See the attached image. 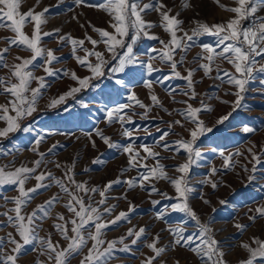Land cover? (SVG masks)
<instances>
[{
  "label": "rangeland",
  "instance_id": "rangeland-1",
  "mask_svg": "<svg viewBox=\"0 0 264 264\" xmlns=\"http://www.w3.org/2000/svg\"><path fill=\"white\" fill-rule=\"evenodd\" d=\"M101 2L102 0H86L85 4L77 5L74 0H62V3L59 0H21V12H27L30 8H34L37 12L46 7L49 8L45 14L47 23L42 26V31H53L57 28L61 31L58 34L54 33L52 36L44 37L42 45L54 49L55 54L60 59L53 62L52 65L57 70V75L46 77L49 87L42 90L39 111L33 115V118L41 112L52 113H43L32 121V117L25 119L23 124L31 127L30 132L18 131L10 134L8 138H0V166H19L22 163L32 166V161L38 158V153H33L30 149L34 146L35 139L38 138L37 134L42 135L45 139L39 146L40 151L47 152L53 144H57V148L53 153L47 155V160L50 163H47L46 168L42 165L41 170H50L57 177H62L64 168H56V162L61 165H71L75 161V179L87 182L90 187L100 186L103 188L108 181L120 179L121 182L115 184L107 193L109 196L107 204H115L117 207L111 216L105 215L104 219L114 218L119 212L127 211L130 205H134V211L129 214L128 220H122L116 225H109L105 229L104 238L106 240L118 239L121 235H126L128 228L138 230L141 226L146 227V239L142 238L137 245L131 246L130 251H122L123 245L118 244L109 259V264H142L146 256L153 255L151 250L145 247V244L151 242L158 233L161 237L158 246H166L168 250L154 264H162V262L163 264H202L201 259L190 248L172 245L173 236L168 231L170 224H184L188 230L186 235H190L197 228L195 221L186 214L179 212L166 215L164 220L156 219L157 212L164 211L166 206L176 203V201L162 197L160 192L153 193L151 186L141 188L137 185L129 188L125 181L132 177L138 178V171H143V169L129 168L128 155L123 153L122 149L108 148L95 134L96 129L99 128L121 145L134 142L137 147L141 144L153 146L154 150L159 152L161 157H164L160 162L166 166L165 170L168 174L173 177L179 175L175 169L186 160L187 153L183 150L176 153L173 141L179 139L181 135L188 137V132L179 125L174 126L166 138L170 145L167 151L162 146L156 145L155 142L165 131L169 130L170 122L182 119L179 113L174 110L185 107L176 101L187 99L181 94V90L186 87V81L167 79L162 84L157 82L170 75L169 65L161 63L157 58L154 62L160 69L157 72L149 74L144 65L136 64L130 66L132 68L130 72L126 70L125 73L108 74L103 77L99 81L101 85L99 89H85L77 94L76 99L69 98L66 104L58 105L56 108L47 107L51 99L75 86L70 75H64L65 70H75L80 76L89 74L87 69L79 66L71 55L70 43L67 41L60 42L58 37L70 33L75 38L85 39L86 35H90L94 39H99V34L93 30L94 27L113 31L110 27L109 15L102 10L87 6ZM152 2L153 0H142V4ZM162 3L172 9V15L180 14L178 18L183 20L185 30L194 27L195 21L207 22L209 25L226 22L235 14L221 8L220 5L237 6L236 0H219V3L217 0H162ZM185 3L190 6L185 8L183 6ZM257 15L264 16V9H261ZM144 18L159 23L157 11L147 10ZM249 22L244 21L245 26ZM24 31L31 35L33 25H26ZM151 31L166 41L170 38L169 34L160 26L151 29ZM15 35L7 28L0 29V50L8 47L6 38ZM202 43L215 46L216 37L205 35L195 41L186 53L185 63L178 66L182 74L186 75L185 70L188 68H198L200 61L194 62L193 58L201 52L200 44ZM85 46L92 48L87 40H85ZM160 47L161 45L157 40L144 38L136 46L137 55L147 62L149 54L155 55V53H151V49ZM96 50L103 51L104 45L102 43L97 45ZM78 54L83 55L84 53L79 51ZM17 56L30 58L31 52L22 46L13 45L6 54L8 63L20 62L16 59ZM176 59H179V54ZM257 59L264 63V57ZM37 63H42V59L38 60ZM217 63L221 64L224 69L234 71L232 65L226 61H217ZM8 74L9 69L0 67V76H7ZM36 75H45L43 68L38 67ZM215 76V70L210 76H206L203 70H198L194 75V80L196 81V90L201 95L197 97V100L190 101L199 106V101L204 100L212 107V111L201 113V118L209 127L215 124L221 115L231 111L232 105L222 103V101L231 102L235 99V96L230 94L235 91V88L226 82L222 84L219 79H214ZM117 79H124L125 83L123 85L118 84L116 83ZM148 79L154 81V92L168 111L153 106L147 118L142 119L144 110L134 107V115L133 110H129V115H133V121L125 125V127L133 130L134 136L132 138L124 137L120 123L114 122L111 125L107 123L106 111L117 104L130 103L129 96L133 90L138 99L145 104H150L152 91L145 87V81ZM261 81H264V74H257V78L248 85L242 102L243 107L237 109L228 121L216 125L212 132L205 133L200 138L198 147L202 151V156L193 165L189 173L190 185L193 188L190 194V204L201 220L210 224L215 238L220 242V247L225 253L224 260L228 264H239L241 259L247 258V252L241 247L244 242L251 243L253 237L264 239V217L259 216L255 211L258 206L264 205V83ZM36 86L34 82L32 87ZM174 89L176 91H172ZM173 96H175V100H173ZM216 96H219L220 99H215ZM9 99V96L0 94V103H6ZM85 103L88 105L87 108L82 106ZM4 126L5 122L0 121V127ZM191 126V124H187V127L190 128ZM245 126L252 127L255 131L246 133L243 131ZM157 128L160 131H157ZM89 133L92 135L89 136ZM93 140L95 147L92 144ZM248 148H252L262 158L261 164L256 165V172L254 173L256 179L251 182L247 181V177L253 175L251 169L254 162ZM221 152L233 153L231 167L223 166L224 157L220 155ZM237 152L241 155H235ZM97 157L105 163L93 164V159ZM146 163L151 165L155 161L149 158ZM213 167L218 169L216 173L211 172ZM124 169L127 171H122ZM209 177L217 184L215 189L212 188L211 183L206 182ZM36 183L35 179H31L27 182L26 187L31 188ZM153 183L161 192L175 196L174 187L169 181L161 179L155 180ZM58 193L62 198L55 204L51 215L43 221H38L42 224L39 235L47 237L51 234L53 243L58 242L60 246H66L68 241L63 239L54 225L61 222L58 220L59 214H63L66 219H70L73 214L68 212L65 207L69 199L68 195L62 193L58 186L53 185L48 189L39 190L24 211L31 213L38 205ZM17 194L13 186H5L0 190V213L6 210L3 206V196L13 197ZM125 195L127 199L124 198ZM100 198L99 194H93L95 201ZM85 200L87 201V196H85ZM153 200H159L160 203L153 204ZM205 200L210 201V203H205ZM221 200H225L226 203L221 204ZM7 207L11 208L13 205L9 203ZM252 216H257V219L251 220L250 217ZM0 221L4 222L0 223V237H6L9 232L15 234L14 229L7 224L6 217L0 215ZM237 224L248 225V227L242 233L236 227ZM70 227L71 225H69ZM126 242H130V240ZM12 247L11 244H6L7 251H10ZM89 247H91V242L84 248L82 254L76 255L71 260L70 264H79ZM38 262L40 264H54V261H49L47 254L36 243L27 245L18 257V264H38Z\"/></svg>",
  "mask_w": 264,
  "mask_h": 264
},
{
  "label": "snow or ice",
  "instance_id": "snow-or-ice-1",
  "mask_svg": "<svg viewBox=\"0 0 264 264\" xmlns=\"http://www.w3.org/2000/svg\"><path fill=\"white\" fill-rule=\"evenodd\" d=\"M59 2L62 3V0ZM74 2L77 5H83L86 0H74ZM236 5L235 7L220 5L221 8L235 14L226 22L209 25L207 22L195 21L194 27L185 30L183 20L178 18L180 14L172 15V9L164 5L162 0H153L152 3L147 4H142V0H102L98 4H88V7L97 8L109 15V23L113 31L94 27L93 30L99 34V39H94L90 35H86L85 39L75 38L70 33L58 37L60 42L67 41L70 43L71 55L79 66L87 69L89 74L80 76L75 70H65L64 75H70L75 86L51 99L47 105L48 108H56L58 105L66 104L69 98L76 99L77 94L85 89H99L101 87L99 81L103 77L109 73H125L126 70L130 72L132 71L130 66L136 64L144 65L149 74L157 72L160 70L154 63L157 58L161 63L168 64L170 68V75L157 82L162 84L167 79L186 81V87L181 90V94L187 99L176 101L185 107L174 110L179 113L182 119L170 122L169 130L165 131L155 142L156 145L162 146L167 151L170 145L166 138L174 126L179 125L188 132V137L181 135L179 139L173 141L176 153L181 150L187 153L186 160L175 169L179 175L173 177L168 174L165 170L166 166L160 162L164 157H161V154L155 151L153 146L141 144L137 147L134 142L121 145L99 128L96 129L95 134L108 148L122 149L123 153L128 155L129 168L143 169V171H138V178L132 177L125 181L129 188L137 185L141 188L151 186L153 193L160 192L162 197L176 201V203L166 206L164 211L157 212L156 219L164 220L166 215L179 212L186 214L195 221L197 228L190 235H186L188 230L184 224H170L168 231L173 236L172 245L190 248L201 259L202 264H228V262L224 260L225 253L220 247V242L215 238L210 224L202 221L190 204V194L193 188L190 185L189 173L193 165L202 156L198 141L205 133L212 132L216 125L228 121L237 109L243 107L242 102L248 85L257 78V74H264V63L257 59L264 57V16L257 15L261 9H264V0H236ZM183 6L187 8L190 5L185 3ZM21 7V0H0V29L7 28L16 34L14 37H7L8 47L0 50V67L9 69L7 76H0V94L10 97L6 103H0V121L5 122V126L0 127V138H8L10 134L18 131H31V127L24 126L23 121L33 117L39 111L42 90L49 87L46 77L57 75V70L52 65L53 62L60 59L55 54L54 49L42 45L44 37L52 36L54 33L58 34L61 31L59 28L53 31H42V26L47 23L45 14L49 8L46 7L39 12L30 8L27 12H21ZM147 10H154L159 13L158 24L144 18ZM244 21L250 22L245 26ZM28 24L33 25L31 35L24 31ZM157 26L162 27L169 34L170 38L167 41L151 31ZM205 35L216 37L215 46L208 43L200 44L201 52L193 58L194 62L200 61L198 68H188L185 70L186 75L182 74L178 66L185 63L186 53L195 41ZM144 38L157 40L161 45L160 48L151 49V53H155V55L149 54L147 62L140 59L136 51L138 42ZM85 40L90 42L92 48L85 46ZM101 43L104 45V50H96V46ZM13 45L30 50V58L17 56L16 59L20 62L9 64L6 54ZM79 51L84 54H78ZM178 54L179 59H176ZM40 59H42V63L38 64L37 61ZM217 61H226L232 65L234 71L222 68ZM38 67L43 68L45 75H36ZM198 70H203L206 76H210L215 70L214 79H219L222 84L226 82L235 88V91L230 93L235 96V99L231 102L222 101V103L232 105L231 111L221 115L211 127L201 118V113L212 111V107L204 100L199 101V106L190 102L197 100V97L201 95L196 90V81L194 80V75ZM34 82L36 87H32ZM116 83L123 85L125 80L117 79ZM153 84L154 81L151 79L145 81V87L152 91L150 104H145L138 99L133 90L129 96L130 103L117 104L107 109V123L109 125L114 122L120 123L124 137L132 138L134 136L133 130L125 127L126 124L133 121L134 107L144 110L142 119L147 118L153 106L168 111L155 94ZM172 98L175 100V96ZM215 99L219 100L220 97L216 96ZM82 106L88 107L86 103ZM129 110H133V115H129ZM187 124L192 126L189 128ZM157 131L160 129L157 128ZM243 131L252 133L255 129L245 126ZM37 135L38 138L35 139V144L30 149L33 153H38V158L32 161V166L23 163L19 166H0V190L5 186H13L18 193L13 197L3 196V206L6 210L0 215L7 218V224L14 229L15 234L9 232L6 237H0V264H18V257L25 247L34 243L38 244L39 248L47 254L48 260L54 261V264H70L76 255L83 253L89 242H91V247L83 255L79 264H109V259L118 244L123 245L122 251H130L131 246L137 245L142 238L146 239L147 229L145 226H141L138 230L128 228L126 235H121L118 239L106 240L104 238L105 229L109 225H116L122 220H128L129 214L134 211V205H130L127 211L119 212L110 220L104 219L105 215L111 216L117 207L115 204H107L109 199L107 193L115 184L121 182L120 179L108 181L103 188L100 186L90 187L87 182L75 179V161L71 165H61L56 162V168H64L62 177H57L50 170H41L42 165L46 168L47 163H50L47 160V155L55 151L57 144L51 145L47 152H42L39 150V146L45 137ZM88 135L91 136L92 134L89 133ZM92 144L95 147L94 140ZM248 152L251 153L254 162L251 169L253 175L247 177V181L251 182L256 179L254 175L256 165L261 164L262 158L252 148H248ZM220 155L224 157L223 166L231 167L233 153L221 152ZM235 155H241V153L237 152ZM149 158L153 159L155 163L151 165L146 163ZM92 163L103 164L105 161L97 157L93 159ZM122 171H127V169ZM217 171L218 169L215 167L211 169L212 173ZM31 179H35L37 183L31 188H27L26 184ZM161 179L169 181L174 187L175 196H169L167 192H161L155 186L153 181ZM206 182L211 183L213 189L217 187V184L210 177ZM53 185L58 186L62 193L68 195L69 199L65 207L68 212L73 214L70 219L59 214L58 220L61 222L54 225L63 239L68 241L66 246H60L58 242L53 243L51 234L47 237L39 235L42 224L38 221H43L51 215L55 204L62 198L59 193L38 205L31 213L24 211L39 190L48 189ZM93 194H99L101 198L95 201ZM85 196H87V201ZM124 198L127 199L126 195ZM9 203L13 207L8 208ZM152 203L159 204L160 201L153 200ZM205 203H210V201L205 200ZM220 203L225 204L226 201L221 200ZM255 211L259 216L264 217V205L258 206ZM250 219L255 221L257 216H252ZM0 223L4 222L0 221ZM69 225H71L70 228ZM236 227L243 233L248 225L237 224ZM160 238L158 233L151 242L145 244V247L150 249L153 255L146 256L142 264H154L168 250L166 246H158ZM129 240L130 242H126ZM6 244L13 246L10 251L6 250ZM241 247L248 255L247 258L241 259L239 264H264V239L253 237L251 243L244 242Z\"/></svg>",
  "mask_w": 264,
  "mask_h": 264
},
{
  "label": "trees",
  "instance_id": "trees-1",
  "mask_svg": "<svg viewBox=\"0 0 264 264\" xmlns=\"http://www.w3.org/2000/svg\"><path fill=\"white\" fill-rule=\"evenodd\" d=\"M106 71H107V70H106ZM109 74H112V73H109ZM43 113L50 114V113H52V112H41L40 114H38V115L34 116V118L32 117V118H31V121H32V120H34L35 118H37V117L41 116V114H43Z\"/></svg>",
  "mask_w": 264,
  "mask_h": 264
}]
</instances>
